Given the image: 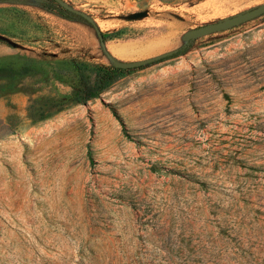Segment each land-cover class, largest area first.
I'll use <instances>...</instances> for the list:
<instances>
[{
  "label": "rangeland",
  "instance_id": "1",
  "mask_svg": "<svg viewBox=\"0 0 264 264\" xmlns=\"http://www.w3.org/2000/svg\"><path fill=\"white\" fill-rule=\"evenodd\" d=\"M65 1L116 60L186 50L82 104L93 26L0 0V264H264V15L186 35L264 0Z\"/></svg>",
  "mask_w": 264,
  "mask_h": 264
},
{
  "label": "water",
  "instance_id": "2",
  "mask_svg": "<svg viewBox=\"0 0 264 264\" xmlns=\"http://www.w3.org/2000/svg\"><path fill=\"white\" fill-rule=\"evenodd\" d=\"M54 1L57 5H60L63 9L67 11L68 14H73L76 16H80L83 19L87 21V23L91 24L100 40L101 46L104 50L105 56L111 61L112 66L116 69H136V68H141L144 66L149 65V63L163 59L167 56L173 55L176 53L179 49H174L165 53H159L153 56H150L147 59H142L138 61H124V60H116L111 56V53L107 50L105 38L103 37V33L99 30L98 25L96 24V20L94 19L93 16L80 11L78 9H75L73 6L67 3L65 0H52ZM149 12L147 10L144 11H139L135 13H128L120 16V19H126L130 21H137V20H142L146 17H148ZM264 15V3L259 5V6H254L248 9H245L243 11L237 12L233 16L229 18H223L221 20L207 23L204 25H200L196 28H191L187 32V37L188 38H193V40L207 36L209 34L219 32L222 30H228L230 28H233L235 26L244 24L245 22H248L254 18H258L260 16Z\"/></svg>",
  "mask_w": 264,
  "mask_h": 264
},
{
  "label": "trees",
  "instance_id": "3",
  "mask_svg": "<svg viewBox=\"0 0 264 264\" xmlns=\"http://www.w3.org/2000/svg\"><path fill=\"white\" fill-rule=\"evenodd\" d=\"M182 50H186V49H179L174 54H177ZM94 68L96 70L94 79L90 82L87 80L82 81L81 90L78 91L77 95L75 96V100H77V102L79 103L86 104L90 100V98L98 97L103 90H105L117 79L118 74H121L122 72H127V71L130 72L139 69V68L131 69V70L122 69V68L116 69L114 67L98 65V64L95 65Z\"/></svg>",
  "mask_w": 264,
  "mask_h": 264
},
{
  "label": "bare ground",
  "instance_id": "4",
  "mask_svg": "<svg viewBox=\"0 0 264 264\" xmlns=\"http://www.w3.org/2000/svg\"><path fill=\"white\" fill-rule=\"evenodd\" d=\"M164 45H165V44H164ZM159 46H161V48H162V46H163V42H161V41H157L156 43L154 42V44L150 45L148 48L154 50V48H156V47L159 48ZM165 46L167 47V45H165ZM164 48H165V47H164ZM164 48H163V49H164Z\"/></svg>",
  "mask_w": 264,
  "mask_h": 264
},
{
  "label": "crops",
  "instance_id": "5",
  "mask_svg": "<svg viewBox=\"0 0 264 264\" xmlns=\"http://www.w3.org/2000/svg\"><path fill=\"white\" fill-rule=\"evenodd\" d=\"M152 45V44H151Z\"/></svg>",
  "mask_w": 264,
  "mask_h": 264
}]
</instances>
